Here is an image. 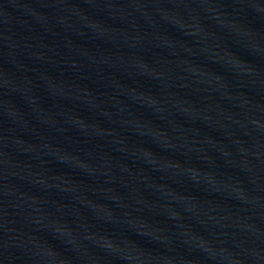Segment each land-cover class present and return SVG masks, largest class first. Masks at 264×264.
Returning <instances> with one entry per match:
<instances>
[{
	"label": "water",
	"instance_id": "95a60500",
	"mask_svg": "<svg viewBox=\"0 0 264 264\" xmlns=\"http://www.w3.org/2000/svg\"><path fill=\"white\" fill-rule=\"evenodd\" d=\"M0 264H264V0H0Z\"/></svg>",
	"mask_w": 264,
	"mask_h": 264
}]
</instances>
